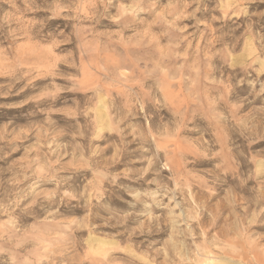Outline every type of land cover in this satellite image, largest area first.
Listing matches in <instances>:
<instances>
[{"label":"rangeland","instance_id":"obj_1","mask_svg":"<svg viewBox=\"0 0 264 264\" xmlns=\"http://www.w3.org/2000/svg\"><path fill=\"white\" fill-rule=\"evenodd\" d=\"M0 264H264V0H0Z\"/></svg>","mask_w":264,"mask_h":264},{"label":"bare ground","instance_id":"obj_2","mask_svg":"<svg viewBox=\"0 0 264 264\" xmlns=\"http://www.w3.org/2000/svg\"><path fill=\"white\" fill-rule=\"evenodd\" d=\"M207 260H208V258H206ZM209 261H211L212 262V259H210ZM208 262V261H207ZM206 263V262H205ZM208 263H210V262H208ZM214 263V262H213Z\"/></svg>","mask_w":264,"mask_h":264}]
</instances>
